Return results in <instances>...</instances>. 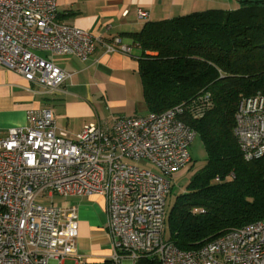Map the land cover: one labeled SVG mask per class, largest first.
<instances>
[{"label": "built area", "instance_id": "1", "mask_svg": "<svg viewBox=\"0 0 264 264\" xmlns=\"http://www.w3.org/2000/svg\"><path fill=\"white\" fill-rule=\"evenodd\" d=\"M137 17L148 13L138 10ZM97 43L107 54L130 51L119 38L103 42L60 21L56 0H0V67L19 74L34 92H57L71 76L38 52L86 62ZM181 112L119 117L110 129L90 125L75 139L58 132L50 109L28 112L27 127L0 138V264H92L78 253L75 209L36 200L92 195L105 201L110 264L147 257L158 264H264V220L195 250L165 239L172 177L190 165L198 137ZM233 135L246 161L264 158V98L240 101Z\"/></svg>", "mask_w": 264, "mask_h": 264}, {"label": "trees", "instance_id": "2", "mask_svg": "<svg viewBox=\"0 0 264 264\" xmlns=\"http://www.w3.org/2000/svg\"><path fill=\"white\" fill-rule=\"evenodd\" d=\"M131 37L148 113L180 108L207 154L166 217L165 239L195 250L264 220V158L246 161L233 135L240 101L264 98V0L148 21Z\"/></svg>", "mask_w": 264, "mask_h": 264}, {"label": "crops", "instance_id": "3", "mask_svg": "<svg viewBox=\"0 0 264 264\" xmlns=\"http://www.w3.org/2000/svg\"><path fill=\"white\" fill-rule=\"evenodd\" d=\"M202 1L56 0L60 21L87 30L103 42L119 38L130 51L107 54L103 44L97 43L86 62L72 55H46L44 59L71 74L54 93L34 92V86L19 74L0 67V138L9 129L27 127L28 112L39 114L43 109L52 111L58 132L70 139L90 125L110 129L119 117L147 114L144 99L140 103L138 61L142 52L131 34L148 21L172 18L175 11L181 14L188 5ZM138 10L146 11L148 18L138 19ZM60 206L76 211V245L82 260L109 263L113 250L106 231L104 199L98 195L73 196L65 198ZM65 264L74 262L67 260ZM121 264L133 263L123 258Z\"/></svg>", "mask_w": 264, "mask_h": 264}, {"label": "rangeland", "instance_id": "4", "mask_svg": "<svg viewBox=\"0 0 264 264\" xmlns=\"http://www.w3.org/2000/svg\"><path fill=\"white\" fill-rule=\"evenodd\" d=\"M240 5V0H203L201 3L193 2L191 5H188L185 12H182L180 14V11H175L172 15V17L176 16H182L187 15L193 12H202L209 9H237ZM179 8V7H178ZM38 56L42 58H46V54L44 53H37ZM140 103L143 100V96L141 94L142 92V86L140 82ZM146 114H140L139 116H144ZM129 116V115H125ZM190 155L192 158V161L189 166H187L185 169L179 171L172 177V189L169 195L166 198V217L170 214L176 198L185 193L186 187L192 178V176L201 168H203L206 164V158L207 154L204 148V145L202 141L197 137L194 142L191 145L190 148ZM37 203L41 205H49V204H55V205H61L64 203L65 199H60L57 196H54L52 198H46L44 196H39L37 199ZM168 229V226L166 225V230ZM167 232L165 236H167Z\"/></svg>", "mask_w": 264, "mask_h": 264}]
</instances>
